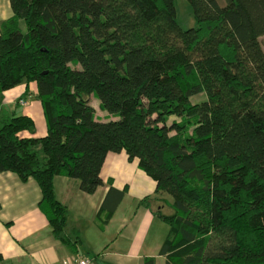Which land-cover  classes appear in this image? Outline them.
<instances>
[{
	"label": "trees",
	"instance_id": "1",
	"mask_svg": "<svg viewBox=\"0 0 264 264\" xmlns=\"http://www.w3.org/2000/svg\"><path fill=\"white\" fill-rule=\"evenodd\" d=\"M188 1L196 25L183 29L174 0H10L0 100L36 83L47 134L3 118L0 174L35 180L54 235L76 248L55 177L94 194L108 154L126 152L157 183L142 202L171 210L153 209L169 226L165 264H264V0ZM111 191L103 223L125 195Z\"/></svg>",
	"mask_w": 264,
	"mask_h": 264
},
{
	"label": "crops",
	"instance_id": "2",
	"mask_svg": "<svg viewBox=\"0 0 264 264\" xmlns=\"http://www.w3.org/2000/svg\"><path fill=\"white\" fill-rule=\"evenodd\" d=\"M14 16L10 0H0L1 25ZM36 83L20 84L3 93L0 100V122L11 114L26 115L34 120L35 137L47 134L46 120L37 97ZM26 99L28 105L19 104ZM95 105L97 115L107 114ZM100 110V114L98 113ZM22 136L31 137L29 132ZM101 177L104 185L94 194L80 190L77 180L56 176V198L67 206V237L79 241L76 248L59 240L53 233L46 216L39 208L42 199L37 182L30 179L21 182L11 172L0 174V252L1 264H62L77 256L89 257L93 264H144L146 258L158 260L162 246L169 235L168 228L154 213L161 209L163 201L152 202L151 207L142 202L155 197L157 183L139 167L137 159L130 161L126 152L109 153L104 162ZM125 191L122 201L112 217L105 223L97 215L113 206L117 194ZM163 197V195H162ZM154 209V210H153Z\"/></svg>",
	"mask_w": 264,
	"mask_h": 264
},
{
	"label": "rangeland",
	"instance_id": "3",
	"mask_svg": "<svg viewBox=\"0 0 264 264\" xmlns=\"http://www.w3.org/2000/svg\"><path fill=\"white\" fill-rule=\"evenodd\" d=\"M174 1L176 4L177 13H178V21H179L181 27L183 29H189V28L195 27L196 22L194 19L193 10H192L190 2L188 0H174ZM22 26H23V28H25L23 23H22ZM262 44H263V48H264V37L262 38ZM204 100H205V95H203V94L194 96L191 99L192 103H200ZM27 103H28V101H27ZM98 103H99L98 99L92 98V104L94 106L96 105L98 107V105H97ZM98 113L100 114V110H98ZM172 120L173 119H171V121ZM165 198L168 199L169 201L172 200L168 194H165ZM162 209L166 213H171L169 206L163 207ZM166 226H167L168 231H169V226L167 224H166ZM158 264H165V262L163 259H160V260H158Z\"/></svg>",
	"mask_w": 264,
	"mask_h": 264
},
{
	"label": "built area",
	"instance_id": "4",
	"mask_svg": "<svg viewBox=\"0 0 264 264\" xmlns=\"http://www.w3.org/2000/svg\"><path fill=\"white\" fill-rule=\"evenodd\" d=\"M19 104L25 107L28 103L25 99H22L20 100ZM62 264H93V261L89 257L77 256L71 259L64 260Z\"/></svg>",
	"mask_w": 264,
	"mask_h": 264
}]
</instances>
